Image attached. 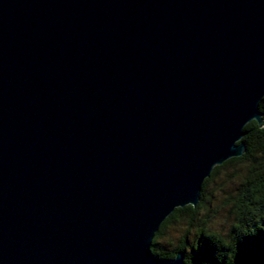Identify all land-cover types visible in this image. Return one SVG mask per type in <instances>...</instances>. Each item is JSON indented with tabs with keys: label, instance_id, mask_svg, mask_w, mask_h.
I'll return each mask as SVG.
<instances>
[{
	"label": "water",
	"instance_id": "obj_1",
	"mask_svg": "<svg viewBox=\"0 0 264 264\" xmlns=\"http://www.w3.org/2000/svg\"><path fill=\"white\" fill-rule=\"evenodd\" d=\"M263 98L264 0H0V264H186Z\"/></svg>",
	"mask_w": 264,
	"mask_h": 264
},
{
	"label": "trees",
	"instance_id": "obj_2",
	"mask_svg": "<svg viewBox=\"0 0 264 264\" xmlns=\"http://www.w3.org/2000/svg\"><path fill=\"white\" fill-rule=\"evenodd\" d=\"M259 109L264 120V98ZM244 131L241 142L245 144L246 151L243 156L216 166L203 184L197 206L176 208L161 224L153 240V254L174 258L183 252L186 264H264V126L253 120ZM239 162H245L247 170L242 176L238 196L229 199L233 222L230 233L224 236L213 226L208 187L220 170ZM200 212H204V216ZM174 224H186L187 233L191 228L196 229L194 240L190 242L186 233L175 249L160 247L159 238Z\"/></svg>",
	"mask_w": 264,
	"mask_h": 264
},
{
	"label": "rangeland",
	"instance_id": "obj_3",
	"mask_svg": "<svg viewBox=\"0 0 264 264\" xmlns=\"http://www.w3.org/2000/svg\"><path fill=\"white\" fill-rule=\"evenodd\" d=\"M246 170L247 165L245 162L231 164L220 170L208 187L209 194H211L210 206L212 208V220L214 221L213 226L224 236L230 233V225L233 222L229 199L231 196H238L239 185ZM200 213L203 216L205 214L204 212ZM185 226L186 224L170 225L158 240L160 247L170 250L178 247L181 238L187 233ZM187 236L189 241L192 242L196 236V229L191 228Z\"/></svg>",
	"mask_w": 264,
	"mask_h": 264
}]
</instances>
